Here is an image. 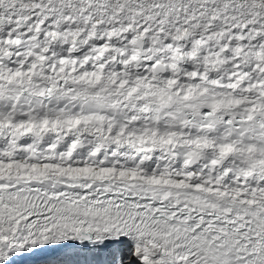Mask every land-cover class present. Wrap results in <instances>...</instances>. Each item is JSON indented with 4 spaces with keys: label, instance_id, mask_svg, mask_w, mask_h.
<instances>
[{
    "label": "snow or ice",
    "instance_id": "1",
    "mask_svg": "<svg viewBox=\"0 0 264 264\" xmlns=\"http://www.w3.org/2000/svg\"><path fill=\"white\" fill-rule=\"evenodd\" d=\"M66 246L264 264V0H0V264Z\"/></svg>",
    "mask_w": 264,
    "mask_h": 264
},
{
    "label": "rangeland",
    "instance_id": "2",
    "mask_svg": "<svg viewBox=\"0 0 264 264\" xmlns=\"http://www.w3.org/2000/svg\"><path fill=\"white\" fill-rule=\"evenodd\" d=\"M100 251L99 250L89 251L87 249H85L83 251V250H77V248H75L72 251H67V252L65 251L64 255H62V256H65L67 254L70 255V256H74L75 258H77L79 260L80 264H85V262H91L92 258L93 259H98L99 256H101ZM61 257L59 256V259ZM62 260H64V259H62ZM64 261L66 262V260H64ZM59 262H61V261L59 260ZM92 264H95V263H92Z\"/></svg>",
    "mask_w": 264,
    "mask_h": 264
},
{
    "label": "bare ground",
    "instance_id": "3",
    "mask_svg": "<svg viewBox=\"0 0 264 264\" xmlns=\"http://www.w3.org/2000/svg\"><path fill=\"white\" fill-rule=\"evenodd\" d=\"M75 248H76L75 246H66L64 248L49 249V250H46L42 253H39L36 256L31 257L29 259H31V260H42V259H48L49 257H53L54 260H57V259H59V256L61 257L62 255H64L65 251L66 252L72 251ZM67 255H66V258H68Z\"/></svg>",
    "mask_w": 264,
    "mask_h": 264
}]
</instances>
